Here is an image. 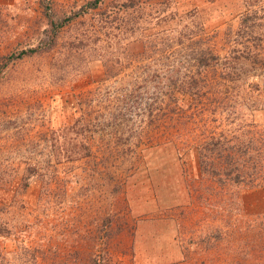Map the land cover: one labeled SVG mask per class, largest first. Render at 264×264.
<instances>
[{
  "label": "rangeland",
  "instance_id": "obj_1",
  "mask_svg": "<svg viewBox=\"0 0 264 264\" xmlns=\"http://www.w3.org/2000/svg\"><path fill=\"white\" fill-rule=\"evenodd\" d=\"M90 2L0 0V264H264V0Z\"/></svg>",
  "mask_w": 264,
  "mask_h": 264
},
{
  "label": "trees",
  "instance_id": "obj_2",
  "mask_svg": "<svg viewBox=\"0 0 264 264\" xmlns=\"http://www.w3.org/2000/svg\"><path fill=\"white\" fill-rule=\"evenodd\" d=\"M101 0H91V5L92 7H95ZM228 141H223L221 138H216L214 137V139H212L211 141H207L205 146V156L207 154V152L209 151L208 154L210 155H214L213 158L217 157L216 154H220L222 155L223 152H226V150L228 148H230V146L227 145ZM249 142L246 140H243L242 145L240 146V154H232L231 152H229L228 154L225 155V160L228 159V164L230 165V167H226V166H221V163H217L214 162L213 158H208L206 160H204V171L207 172L208 174H210L209 176L214 177V179L216 181H220L222 184H228L229 182H233L235 183H240L242 181V173L246 172V169H244L245 166L247 164V161H251L254 162L255 158H259V157H263L261 155V153L259 155H254L253 153H251L250 149L251 146H248ZM201 148V146H200ZM238 152V151H237ZM253 154V155H252ZM248 156V158H246L245 156ZM251 155V156H249ZM201 156H202V152H201ZM234 162H238L239 164H237L238 168L233 166ZM255 164V162L253 163ZM232 179V180H230ZM95 253V252H94ZM96 254V253H95ZM95 254H92V257L96 256Z\"/></svg>",
  "mask_w": 264,
  "mask_h": 264
}]
</instances>
